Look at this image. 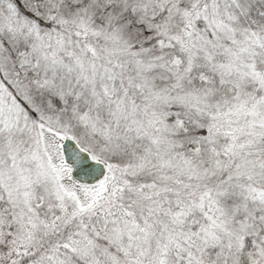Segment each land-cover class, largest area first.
<instances>
[{
  "label": "snow or ice",
  "instance_id": "snow-or-ice-1",
  "mask_svg": "<svg viewBox=\"0 0 264 264\" xmlns=\"http://www.w3.org/2000/svg\"><path fill=\"white\" fill-rule=\"evenodd\" d=\"M0 264H264V0H0Z\"/></svg>",
  "mask_w": 264,
  "mask_h": 264
}]
</instances>
